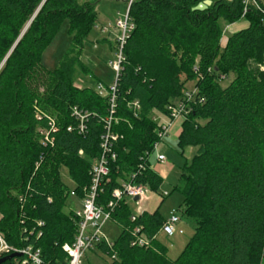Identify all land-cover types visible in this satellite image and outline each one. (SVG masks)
Returning <instances> with one entry per match:
<instances>
[{"label":"trees","instance_id":"trees-1","mask_svg":"<svg viewBox=\"0 0 264 264\" xmlns=\"http://www.w3.org/2000/svg\"><path fill=\"white\" fill-rule=\"evenodd\" d=\"M204 1L128 5L133 28L121 49L112 114L119 120L109 128L116 135L115 157L95 196L105 209L123 183L158 191L162 178L151 169L148 153L162 122L152 116L169 120L168 106L181 102L186 83L193 81L177 145L194 147L195 153L177 189L194 233L172 260L158 240L166 220L158 209L133 214L122 199L110 213L120 232L110 246H95L106 264H264V72L258 68L264 61V20L252 2L210 0L206 9H194ZM256 1L264 8V0ZM96 18L89 1L0 0V234L11 249L0 257L32 246L45 262L58 264L66 260L63 244L74 241L78 219L64 210L70 190L61 171L66 168L81 200L91 164L102 153L100 135L110 111L108 94L74 85L76 70L89 72L81 50ZM240 19L247 26L221 45L224 27ZM64 20L71 45L49 70L41 54ZM230 73L233 79L222 86L219 80ZM74 107L85 114L82 131ZM135 227L154 237L149 247L130 244Z\"/></svg>","mask_w":264,"mask_h":264},{"label":"rangeland","instance_id":"rangeland-1","mask_svg":"<svg viewBox=\"0 0 264 264\" xmlns=\"http://www.w3.org/2000/svg\"><path fill=\"white\" fill-rule=\"evenodd\" d=\"M79 3L93 2L97 12V18L92 29L87 34L83 41L81 50V61L89 69V72L76 70L74 74V85L77 87H93L102 84L104 87L111 86L115 81V71L109 65V62L116 60L117 43L116 35L119 33L118 21L124 20L128 0H77ZM232 26V27H231ZM226 26L221 39V45L224 44L226 38L245 28L247 22L245 19L236 21L235 24ZM72 36L70 34V26L68 20H64L56 35L50 44L44 49L41 54V64L49 69H54L65 52L71 45ZM259 70L264 72V61L259 64ZM233 74H228L219 80L222 86H226L232 79ZM188 90L193 89L194 82L186 83ZM154 120L164 122L165 117L159 115L152 116ZM119 120V118H115ZM195 148L185 147L181 150L177 145L176 136L170 133L164 137L158 144V147L149 157V165L151 169L162 178L161 185L157 192H152L147 188L148 196L151 199L142 201L126 198L133 214L139 213L143 204L147 209H158V212L167 219L172 210H175L180 218L177 227L181 228L183 233H175L173 236H166L160 232L158 240L165 246L167 256L170 259H175L184 249L186 242L194 233V224L192 221L182 214L184 197L177 189L181 170L185 164H189L194 156ZM157 154H163L165 160L159 162L156 160ZM61 178L70 191H74V183L70 179L66 168H62ZM164 192L168 195L164 196ZM81 207V200L77 196L69 195L64 207L66 212L77 210ZM102 232L106 235L109 241L113 240L120 232L119 226L106 221L102 226ZM1 235V234H0ZM2 237V235H1ZM3 238V237H2ZM83 264H106L108 258L96 249L87 250L82 258Z\"/></svg>","mask_w":264,"mask_h":264},{"label":"built area","instance_id":"built-area-1","mask_svg":"<svg viewBox=\"0 0 264 264\" xmlns=\"http://www.w3.org/2000/svg\"><path fill=\"white\" fill-rule=\"evenodd\" d=\"M132 0H128V5ZM248 2H252L255 6L260 10L264 20V8L259 6L256 0H245V4ZM128 8V7H127ZM246 9L244 8V11ZM119 33L116 35L117 42V53L116 60L109 62V65L115 71V81L109 87H104L102 84H98L96 89L101 94H108L110 101V111L106 116L105 120L107 122L106 133L100 135V143L102 148V153L98 159L94 160L91 164L89 175H90V184L86 188L84 192V196L81 199V207L80 209L73 210L75 216L78 219L77 223V232L74 237V241L70 243H65L62 246V250L66 253V260L64 262H60L58 264H83L82 258L84 253L87 250L95 249L96 244H105L110 246L111 241L108 240L106 235L102 232V226L106 221H110V213L115 207L116 203L122 199L126 198H137V201H142L147 199V188L140 184L134 183H123L121 187L116 188L112 192V200L108 202L106 208L103 209L95 204V196L98 190L99 185L102 180L106 177L109 171L108 163L109 159H114L115 155L111 151V139L112 141L116 139V135L112 134L109 131L110 125L112 122H117L113 117V106H114V92L116 88V79L118 72L120 70V63L123 60L122 56V45L125 41L128 32L133 28V24L130 22L127 16V11L124 20L118 21ZM194 94V89L186 90L184 92V98L181 102H177L174 105L168 106L170 111L169 120H165L161 123V129L158 132V140L153 144L152 150L148 153V159L150 155L156 150L158 144L164 137H166L173 125V123L179 119H183L185 114L188 112V103L189 100L192 99ZM132 107L134 109L138 108V102L134 101L132 103ZM72 115L78 120V128L80 131L84 128V119L85 114L79 111L76 107L72 110ZM54 122L50 121L51 129H55L53 127ZM70 130V128H68ZM49 132L46 131L44 133L45 140H48ZM156 160L159 162H163L165 160V156L163 154H157ZM70 195L75 196L74 191H70ZM164 196L168 195L166 192L163 194ZM134 219V216L131 217ZM180 218L177 215L175 210L170 212L169 217L164 221L161 226L160 232L164 233L166 236H173L175 233L182 234L183 231L181 228L177 227V223H179ZM111 222V221H110ZM41 222H38V225H41ZM131 242L130 244L138 247H149L151 245L152 239L147 238L143 232H141V228L135 227L131 231ZM11 250L6 242L0 235V252ZM12 252L20 253L21 256L19 258L18 264H49L44 261L41 256V252L39 248H33L32 246L23 247L21 249H12ZM90 264V262H89Z\"/></svg>","mask_w":264,"mask_h":264},{"label":"crops","instance_id":"crops-1","mask_svg":"<svg viewBox=\"0 0 264 264\" xmlns=\"http://www.w3.org/2000/svg\"><path fill=\"white\" fill-rule=\"evenodd\" d=\"M236 22H234V23H231V24H228V25H226V26H231L232 24H235ZM225 26V27H226ZM224 27V28H225ZM232 27V26H231ZM223 33H224V29H223ZM181 121H182V119H179V120H177V121H175L174 123H173V125H172V127H171V129H170V131H169V133H168V135L170 134V133H173L174 134V136H176V139H177V137H178V135H179V133H180V124H181ZM167 135V136H168ZM194 148V147H193ZM149 199H151V196H148L147 197V199H145V200H143V202L144 201H146V200H149ZM140 211H148V212H152V211H154V210H152V209H147V207H146V205L145 204H143V207L140 209Z\"/></svg>","mask_w":264,"mask_h":264},{"label":"water","instance_id":"water-1","mask_svg":"<svg viewBox=\"0 0 264 264\" xmlns=\"http://www.w3.org/2000/svg\"><path fill=\"white\" fill-rule=\"evenodd\" d=\"M211 4V1L210 0H205L204 2H201L199 3L197 6H195L194 9L196 10H204L207 8L208 5ZM134 200H137V198H134ZM21 254L20 253H17V252H12L11 254L7 255V256H4V257H0V264L2 262H4L5 260L7 259H10V258H13V257H20Z\"/></svg>","mask_w":264,"mask_h":264}]
</instances>
